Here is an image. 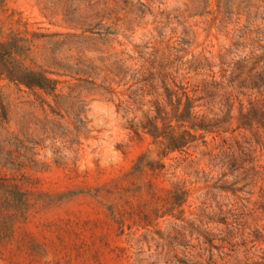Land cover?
Masks as SVG:
<instances>
[{"label": "rangeland", "instance_id": "obj_1", "mask_svg": "<svg viewBox=\"0 0 264 264\" xmlns=\"http://www.w3.org/2000/svg\"><path fill=\"white\" fill-rule=\"evenodd\" d=\"M8 34L26 40L22 65L57 85L0 77V176L20 191L0 201L22 207L3 224L0 264L261 261L264 128L227 121L169 151L138 125L174 84L204 97L209 118L225 112L215 83L232 115L238 99L263 101L230 80L237 61L264 65V0H0ZM235 141L253 163L232 171ZM232 217L229 237L220 221Z\"/></svg>", "mask_w": 264, "mask_h": 264}, {"label": "trees", "instance_id": "obj_2", "mask_svg": "<svg viewBox=\"0 0 264 264\" xmlns=\"http://www.w3.org/2000/svg\"><path fill=\"white\" fill-rule=\"evenodd\" d=\"M21 42H26V40L17 36V34H8L6 37L0 36V77L3 76L8 81L27 88H38L46 92L55 91L56 80L48 77L45 71L30 69L23 66L19 61L18 55L29 50V47H25ZM243 61L236 62L235 70L239 71V73L234 76L231 75V85L236 82L238 88L257 89V92L262 95L264 93V65L258 67L259 61H253L252 66L245 72H242L243 65L241 63ZM257 67L259 69L255 71ZM241 74H244L243 78L239 79ZM215 85L220 87L219 90H223L220 96V104L222 105V109H225V112L222 117L214 116L209 118L205 113L200 112L199 108L204 104H200L199 102L204 100V97L190 95L186 89L187 87L174 84V89L164 87L163 98L158 97L151 102L152 114L149 112L144 114L143 119L138 125L139 128L154 140H160L164 144V148L169 151L186 148L198 137L204 138L206 134L219 135L220 133H226L227 129H223V125L227 121L235 120L237 124L236 128H264V99L263 101L248 99L246 106L238 99L235 114L232 115L234 103L233 101L230 103L232 93L224 91L225 86H220L219 83H215ZM208 96L213 98L215 93H210ZM217 96L219 95L217 94ZM206 103L208 104L209 101H206ZM222 109H220L221 112ZM235 145L238 157H234L233 153L229 152L225 154V161L222 162V165L229 166L232 171L239 168L235 166L236 161L240 158H243V162L247 164L253 163V160L248 158V154L237 141H235ZM0 191L2 194L11 196H13L12 194L14 196L20 194L17 183L12 182V179L6 176H0ZM13 199L16 200L14 197ZM259 208L264 215V201L260 204ZM21 209V205H11L10 198L8 197L0 201V226L2 224V229L0 227V237L3 233L1 231L4 228L3 224L9 218H13L19 214L18 212ZM11 210L12 212H10ZM236 220L237 217H232L231 223H228L225 218L220 221L226 228L230 227L227 231L229 237L235 236L238 232L237 229L233 232ZM253 236L255 239L261 240L264 247V229L263 233L255 230ZM225 238L227 237H224L222 240L225 241ZM258 259H261V261L253 262V264H264V248Z\"/></svg>", "mask_w": 264, "mask_h": 264}]
</instances>
